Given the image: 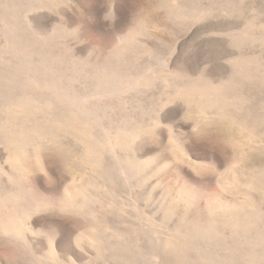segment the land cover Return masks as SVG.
Listing matches in <instances>:
<instances>
[{
    "label": "rangeland",
    "instance_id": "rangeland-1",
    "mask_svg": "<svg viewBox=\"0 0 264 264\" xmlns=\"http://www.w3.org/2000/svg\"><path fill=\"white\" fill-rule=\"evenodd\" d=\"M0 264H264V0H0Z\"/></svg>",
    "mask_w": 264,
    "mask_h": 264
}]
</instances>
